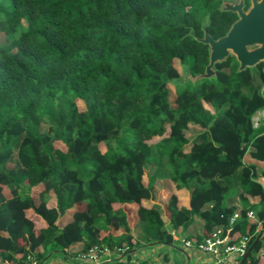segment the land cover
Masks as SVG:
<instances>
[{
	"label": "trees",
	"instance_id": "1",
	"mask_svg": "<svg viewBox=\"0 0 264 264\" xmlns=\"http://www.w3.org/2000/svg\"><path fill=\"white\" fill-rule=\"evenodd\" d=\"M221 2L0 0V264H28V255L43 263L49 248L66 257L76 243L128 256L131 221L172 243L195 217L201 232L185 239L219 230L229 244L248 237L249 248L259 236L243 264H264V128L252 120L262 111L264 123V61L238 70L229 55L214 76L170 89L175 62L204 72L209 48L198 38L223 36L237 19ZM251 68L260 87L244 93ZM190 128L204 140L191 142ZM154 153L169 167L166 181L188 191L187 207L174 192L162 212L143 204L155 198Z\"/></svg>",
	"mask_w": 264,
	"mask_h": 264
},
{
	"label": "water",
	"instance_id": "2",
	"mask_svg": "<svg viewBox=\"0 0 264 264\" xmlns=\"http://www.w3.org/2000/svg\"><path fill=\"white\" fill-rule=\"evenodd\" d=\"M244 0L237 2L222 0L220 8L237 14V19L231 24L226 34L213 38L204 32L203 37L198 38L208 45L209 61L204 72L192 76L189 71L188 79L196 81L200 78H209L215 75L214 64L233 55L238 62V70L253 67L264 61V0H250L249 7L244 10ZM264 174V172H263ZM247 249L238 264H243L250 254L253 245Z\"/></svg>",
	"mask_w": 264,
	"mask_h": 264
},
{
	"label": "crops",
	"instance_id": "3",
	"mask_svg": "<svg viewBox=\"0 0 264 264\" xmlns=\"http://www.w3.org/2000/svg\"><path fill=\"white\" fill-rule=\"evenodd\" d=\"M191 146V143L187 145L185 151H188ZM251 150L250 148L248 151ZM245 160L248 163L253 162V160L249 156V152L245 155ZM262 170L258 169L257 174H262ZM261 181V179H260ZM263 183V181H262ZM169 189L171 190L170 193H177L181 198V204L187 207L188 202V191L187 190H178L175 186L170 183ZM155 198L153 200H143V204L146 207H152V205H148V202L159 204L158 198L156 197L155 189H154ZM228 204H234V199H228ZM160 205V204H159ZM164 203L160 205V210L162 212V207ZM67 217L62 222H67L71 219V210L67 211ZM70 216V218H68ZM164 224L166 225V219L163 217ZM131 235L133 237L134 246L130 251V254L126 257L127 259H132L136 261H144V262H154L157 264H215L214 259L201 251L196 249L186 248L182 242L183 238H186L188 235H195L201 232V222L198 217L194 218V222L188 226V228L181 234H174L173 235V242L172 243H157L152 241L149 234L147 233V227L145 223L138 222V221H131ZM145 229V230H144ZM168 229V228H166ZM169 230V229H168ZM121 231H115L116 235H119ZM178 242H181L180 244ZM81 243H76L70 247V250L78 249L81 247ZM50 264H65V261L60 260H53ZM221 264H238V257L232 255L225 263Z\"/></svg>",
	"mask_w": 264,
	"mask_h": 264
},
{
	"label": "built area",
	"instance_id": "4",
	"mask_svg": "<svg viewBox=\"0 0 264 264\" xmlns=\"http://www.w3.org/2000/svg\"><path fill=\"white\" fill-rule=\"evenodd\" d=\"M251 215V213H249ZM235 217L230 219V224L233 223ZM174 231L172 235H174ZM248 237H242L237 243L229 244L226 242L225 236L221 235L219 230H216L212 235L204 237L200 241H192L190 239H182L186 248L196 249L205 254L210 255L214 259L215 264L225 263L232 255L241 258L248 249ZM77 251L73 255H67V263L65 264H157L154 262L136 261L127 259L125 247L119 246H98L94 245L86 251ZM28 264H43L32 255L27 256Z\"/></svg>",
	"mask_w": 264,
	"mask_h": 264
},
{
	"label": "rangeland",
	"instance_id": "5",
	"mask_svg": "<svg viewBox=\"0 0 264 264\" xmlns=\"http://www.w3.org/2000/svg\"><path fill=\"white\" fill-rule=\"evenodd\" d=\"M229 1L237 2L239 0H229ZM4 40H5V35L2 32H0V43L4 42ZM175 65L178 68V71L180 72V78L171 83V85H170L171 90L173 89V85H179L188 79V72H187L186 68L183 65L179 64L178 62H175ZM250 70L253 73L254 77H253L251 84L249 86H245L243 88L244 93H249L253 87H260V79L258 77V74H257L255 68H251ZM262 118H263L262 111H257L253 115V118H252L253 124L257 130L260 128L261 129L264 128V123H263ZM46 130H47V125L44 123L40 124L39 131H46ZM187 137L191 142L195 141V140L198 142L203 141L205 138V132H203V130H200V129L190 128L187 131ZM188 144L184 145V149L187 147ZM56 146L59 148L64 147L60 143H57ZM153 158H154V161L157 165L156 172L153 176V181L155 183V193H156V197L158 198V200H157L158 203L160 205H162L163 203H165L168 200V198L171 194L170 193L171 190L169 189L170 183H168L166 181L167 176L169 174V167H168L165 159L163 157H160L156 153H154ZM14 163H17V148L16 147L13 148L11 165ZM146 169H147V172L149 174L152 173V168L147 167ZM40 189H41L40 187H34L31 190V193L34 196L35 201L37 203L39 202V200L37 198V194L40 191ZM50 203L51 202H49V205H51ZM148 203H149L148 205H152L154 207L161 208L159 204H155V203H151V202H148ZM67 213H69V212H66L65 214H63L59 217L58 225H60V223H62L66 219ZM33 217H34V220L36 222L37 228L44 225V222L39 217H37L36 215H33ZM68 218H70V216ZM166 222H167V220H166ZM163 227L169 229L168 223L166 225L164 224ZM178 243L180 244L181 242H178ZM74 250H76V249H73V251ZM67 259H68V257H65V255H63V253L58 252V251L51 252V248H49L46 252V256L43 258V264H50L53 260H60V261L66 262Z\"/></svg>",
	"mask_w": 264,
	"mask_h": 264
},
{
	"label": "flooded vegetation",
	"instance_id": "6",
	"mask_svg": "<svg viewBox=\"0 0 264 264\" xmlns=\"http://www.w3.org/2000/svg\"><path fill=\"white\" fill-rule=\"evenodd\" d=\"M249 5H250V0H249ZM248 7H249V6H248ZM248 7H247V8H248ZM247 8H245V3H244V7H243V9L246 10Z\"/></svg>",
	"mask_w": 264,
	"mask_h": 264
}]
</instances>
